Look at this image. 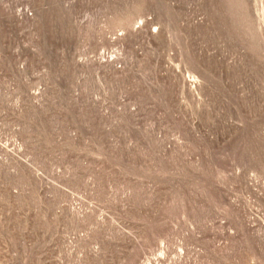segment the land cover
I'll return each mask as SVG.
<instances>
[{"label": "rangeland", "instance_id": "1", "mask_svg": "<svg viewBox=\"0 0 264 264\" xmlns=\"http://www.w3.org/2000/svg\"><path fill=\"white\" fill-rule=\"evenodd\" d=\"M0 264H264V0H0Z\"/></svg>", "mask_w": 264, "mask_h": 264}, {"label": "bare ground", "instance_id": "2", "mask_svg": "<svg viewBox=\"0 0 264 264\" xmlns=\"http://www.w3.org/2000/svg\"><path fill=\"white\" fill-rule=\"evenodd\" d=\"M260 258H261V257L259 256V254L256 253V254H255V259H256L258 262H260Z\"/></svg>", "mask_w": 264, "mask_h": 264}]
</instances>
